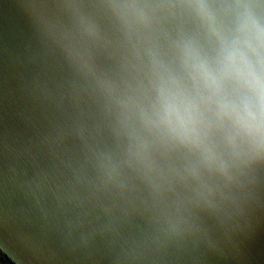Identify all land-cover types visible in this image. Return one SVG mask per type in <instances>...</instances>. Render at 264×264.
Wrapping results in <instances>:
<instances>
[{"label": "water", "instance_id": "water-1", "mask_svg": "<svg viewBox=\"0 0 264 264\" xmlns=\"http://www.w3.org/2000/svg\"><path fill=\"white\" fill-rule=\"evenodd\" d=\"M110 0H0L8 264H264V161L201 182L128 163L108 86L139 64ZM114 169V170H113Z\"/></svg>", "mask_w": 264, "mask_h": 264}, {"label": "clouds", "instance_id": "clouds-1", "mask_svg": "<svg viewBox=\"0 0 264 264\" xmlns=\"http://www.w3.org/2000/svg\"><path fill=\"white\" fill-rule=\"evenodd\" d=\"M139 75L108 86L130 165L165 178L231 179L264 161V0H110ZM114 170V169H113Z\"/></svg>", "mask_w": 264, "mask_h": 264}, {"label": "trees", "instance_id": "trees-1", "mask_svg": "<svg viewBox=\"0 0 264 264\" xmlns=\"http://www.w3.org/2000/svg\"><path fill=\"white\" fill-rule=\"evenodd\" d=\"M0 264H8L5 259L0 256Z\"/></svg>", "mask_w": 264, "mask_h": 264}]
</instances>
